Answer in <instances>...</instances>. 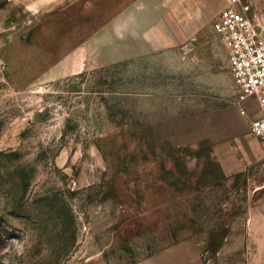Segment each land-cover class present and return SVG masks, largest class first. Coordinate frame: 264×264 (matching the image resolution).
I'll list each match as a JSON object with an SVG mask.
<instances>
[{
	"label": "rangeland",
	"instance_id": "374dc122",
	"mask_svg": "<svg viewBox=\"0 0 264 264\" xmlns=\"http://www.w3.org/2000/svg\"><path fill=\"white\" fill-rule=\"evenodd\" d=\"M221 1L149 0L116 40L106 2L68 24L0 0V264H264Z\"/></svg>",
	"mask_w": 264,
	"mask_h": 264
},
{
	"label": "built area",
	"instance_id": "2783aa9c",
	"mask_svg": "<svg viewBox=\"0 0 264 264\" xmlns=\"http://www.w3.org/2000/svg\"><path fill=\"white\" fill-rule=\"evenodd\" d=\"M252 11L247 0H226L211 28L224 48L226 67L236 88L232 103L243 116L254 110L248 129L264 154V30L254 21Z\"/></svg>",
	"mask_w": 264,
	"mask_h": 264
},
{
	"label": "crops",
	"instance_id": "0c3cea01",
	"mask_svg": "<svg viewBox=\"0 0 264 264\" xmlns=\"http://www.w3.org/2000/svg\"><path fill=\"white\" fill-rule=\"evenodd\" d=\"M10 1L18 2L19 4H21V6H23L30 15L40 13L46 16H56L62 13V16L67 18L63 22L68 24L75 23V19H76V17L70 15L71 10L74 9L73 10L74 13L76 12L75 10L78 11L79 14L77 18H87L85 16L87 7L93 9L99 8L102 4V1L106 2L107 4L105 5L111 9L109 24L116 40H125L133 37V35L130 33L129 30V28H133L132 27L133 24L139 23L140 30H143V27H141V25L144 24V22L142 21L141 18L142 15L144 14L143 13L144 8L149 7V0H10ZM247 1L252 5L253 8L252 15L254 21L258 25H260V27H262L264 30V0H247ZM225 5H226V0L225 3L221 1L220 10H222L225 7ZM101 7H103V5ZM87 22L92 23L93 20L91 19ZM145 23L148 25L149 23L148 19L146 20ZM123 31H125L126 35L120 34ZM146 53L147 51H143V49H138L137 51H133L132 49H129V51H125L124 55L136 56ZM237 114L242 119V123L240 124L242 125L245 124L248 128V121L246 119L247 117H244L240 113ZM262 158H263V151L260 148V145L257 141V170L260 171L264 170V162H262ZM257 217L259 218V222L260 221L264 222V209L257 210ZM261 228L263 229V233H264V223L257 225V230H260ZM258 239L264 240V238L263 239L258 238ZM154 258L155 257H151L148 260Z\"/></svg>",
	"mask_w": 264,
	"mask_h": 264
}]
</instances>
